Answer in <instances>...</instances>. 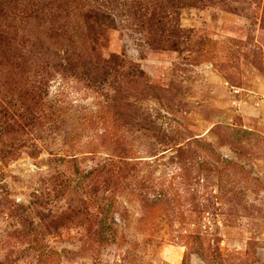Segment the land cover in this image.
<instances>
[{"label":"rangeland","instance_id":"obj_1","mask_svg":"<svg viewBox=\"0 0 264 264\" xmlns=\"http://www.w3.org/2000/svg\"><path fill=\"white\" fill-rule=\"evenodd\" d=\"M0 264H264V0H0Z\"/></svg>","mask_w":264,"mask_h":264}]
</instances>
